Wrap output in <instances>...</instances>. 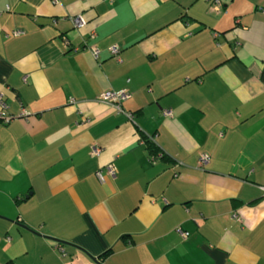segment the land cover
Returning <instances> with one entry per match:
<instances>
[{"label":"crops","instance_id":"1","mask_svg":"<svg viewBox=\"0 0 264 264\" xmlns=\"http://www.w3.org/2000/svg\"><path fill=\"white\" fill-rule=\"evenodd\" d=\"M212 3L0 0V264H264V0Z\"/></svg>","mask_w":264,"mask_h":264},{"label":"built area","instance_id":"2","mask_svg":"<svg viewBox=\"0 0 264 264\" xmlns=\"http://www.w3.org/2000/svg\"><path fill=\"white\" fill-rule=\"evenodd\" d=\"M212 6L214 7L215 10L219 9V0H213ZM73 22H74V26L76 28H80L83 24H84V18L81 15H76L73 17ZM92 54L94 55V57L98 56L99 50L96 47H92L91 48ZM110 53L111 55H113L114 57H118L119 54V49L116 46H113L110 48ZM130 92L128 90L122 89V90H107L102 92L99 97L98 100L108 103L109 105H111L116 111H120L123 112L127 118L129 119H133L134 115L133 113L129 112V111H125L122 108V101L129 98ZM0 103H1V95H0ZM164 115H171V111L169 110H163ZM13 115H9V116H5L3 117L4 121H9L13 118ZM101 151V147L93 144L90 147V154L92 156H97L99 155ZM208 161V156L207 154L203 153L199 156L198 158V165L202 166L205 163H207ZM117 172L116 166L114 165V163H109L106 166L103 167V169L96 171V176L103 181L104 176L105 175H109L112 177H115ZM262 189H264V187H262ZM182 232V231H181ZM182 234L184 236L187 235V233L182 232Z\"/></svg>","mask_w":264,"mask_h":264},{"label":"trees","instance_id":"3","mask_svg":"<svg viewBox=\"0 0 264 264\" xmlns=\"http://www.w3.org/2000/svg\"><path fill=\"white\" fill-rule=\"evenodd\" d=\"M146 144H147V148L149 149V152H150V155H160L159 154V150L157 149V147L154 145V143H153V141H151V140H149V139H146ZM203 154V153H202ZM205 154H207V153H205ZM164 154L163 153H161V157H164L163 156ZM201 155V154H200ZM199 155V156H200ZM207 156H208V161H209V155L207 154ZM199 158V157H198ZM207 161V162H208ZM205 164H207V163H205ZM204 164V165H205ZM204 165H202V166H199V167H203ZM110 252V250H107V251H105L102 255H101V257H100V259H102L105 255H107L108 253Z\"/></svg>","mask_w":264,"mask_h":264},{"label":"water","instance_id":"4","mask_svg":"<svg viewBox=\"0 0 264 264\" xmlns=\"http://www.w3.org/2000/svg\"><path fill=\"white\" fill-rule=\"evenodd\" d=\"M25 228H27V227H25Z\"/></svg>","mask_w":264,"mask_h":264}]
</instances>
